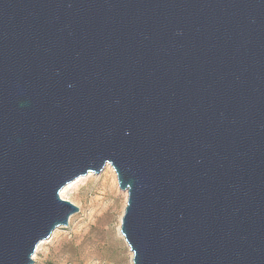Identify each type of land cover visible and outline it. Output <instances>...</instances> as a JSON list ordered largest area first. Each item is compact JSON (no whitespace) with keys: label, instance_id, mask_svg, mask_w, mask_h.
Returning a JSON list of instances; mask_svg holds the SVG:
<instances>
[{"label":"water","instance_id":"95a60500","mask_svg":"<svg viewBox=\"0 0 264 264\" xmlns=\"http://www.w3.org/2000/svg\"><path fill=\"white\" fill-rule=\"evenodd\" d=\"M108 165L133 264H264V0H0V264Z\"/></svg>","mask_w":264,"mask_h":264},{"label":"rangeland","instance_id":"374dc122","mask_svg":"<svg viewBox=\"0 0 264 264\" xmlns=\"http://www.w3.org/2000/svg\"><path fill=\"white\" fill-rule=\"evenodd\" d=\"M83 178L66 196L79 213L37 251L35 264H132L119 230L128 194L115 170L108 165L100 175Z\"/></svg>","mask_w":264,"mask_h":264},{"label":"bare ground","instance_id":"6f19581e","mask_svg":"<svg viewBox=\"0 0 264 264\" xmlns=\"http://www.w3.org/2000/svg\"><path fill=\"white\" fill-rule=\"evenodd\" d=\"M114 170V169H113ZM84 178H79L78 180L74 181L73 183H70L69 185H67L61 192V197L64 200L70 201L69 199H67V194L74 188L76 187ZM127 193V192H126ZM71 202V201H70ZM121 228V227H120ZM120 230V229H119ZM122 236V235H121ZM123 237V236H122ZM124 238V237H123ZM47 242V241H46ZM45 244V242L43 244H41L38 248V250H40L41 247H43V245ZM37 250V251H38ZM132 254V253H131ZM132 259H133V254H132ZM133 264V262H132Z\"/></svg>","mask_w":264,"mask_h":264}]
</instances>
